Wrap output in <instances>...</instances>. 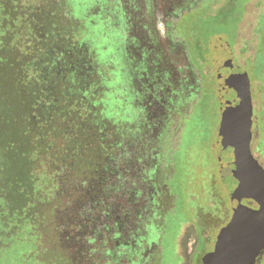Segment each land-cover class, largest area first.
I'll return each mask as SVG.
<instances>
[{"label":"trees","instance_id":"obj_1","mask_svg":"<svg viewBox=\"0 0 264 264\" xmlns=\"http://www.w3.org/2000/svg\"><path fill=\"white\" fill-rule=\"evenodd\" d=\"M83 2L0 0V259L105 264L150 175Z\"/></svg>","mask_w":264,"mask_h":264},{"label":"flooded vegetation","instance_id":"obj_2","mask_svg":"<svg viewBox=\"0 0 264 264\" xmlns=\"http://www.w3.org/2000/svg\"><path fill=\"white\" fill-rule=\"evenodd\" d=\"M83 1L88 29L96 31L103 44L104 56L114 61L120 97L131 106V113L138 125L136 128L152 132V139L144 136L141 145L155 146L161 139L163 142V137L176 127L178 116L189 110L199 98L204 86L201 67L207 66L209 71L212 70L220 117V90L223 86L219 81L246 72L243 68L247 63L246 57L240 61L236 51L239 54L246 52L248 46L242 47L240 38L249 39L243 37L246 32H237L236 42L230 44L219 32L203 29L199 24L227 14L233 0ZM177 54L183 61V77L180 75V65L178 67L173 59ZM250 102L251 108H255L251 94ZM256 119L252 114L249 149L253 157V152L260 148L251 147V131L258 127L255 125ZM156 132H160L161 139L153 142ZM148 159L146 165L149 169L150 165L153 168L142 186V193L138 197L140 203H134L136 208L133 214L127 213L124 220L117 216L118 227L110 231L114 233V240L109 239L104 244L105 264H144L153 252L154 242L160 232L157 204L165 199L166 185L160 156ZM258 163L264 168V159ZM241 201L250 206L256 205L251 199L243 198ZM229 211L232 214L231 205ZM188 226L191 232L189 239H192L193 244L190 251L184 254L187 259L194 254L195 246L199 244V236L196 238L192 233L198 230L197 224L193 221Z\"/></svg>","mask_w":264,"mask_h":264},{"label":"rangeland","instance_id":"obj_3","mask_svg":"<svg viewBox=\"0 0 264 264\" xmlns=\"http://www.w3.org/2000/svg\"><path fill=\"white\" fill-rule=\"evenodd\" d=\"M69 1L75 3L76 0ZM199 26L203 29H214L230 44L236 42L237 32H246L243 37L249 40L240 38V44L242 47L248 46L247 50L241 54L236 51V54L239 55L240 61H243V57L247 60L243 68L250 82L252 105L255 107L252 109V114L257 117L255 125L260 128L256 127L251 131V147L252 149L256 146L260 147L259 151L253 152V155L256 160L262 162L264 159V0H233L227 14L200 22ZM202 37L205 40L206 37L204 35ZM59 42L69 45L71 41L65 38L60 39ZM170 53L174 54L171 50ZM173 59L176 60L178 67L180 65V75L183 77L185 69L182 59H179V54ZM83 62L86 67V77H90L93 60L88 58ZM200 71L204 80L201 95L189 110L178 116L176 127L166 134L168 136L163 137V142L160 132H156V140L153 142L161 140L154 144L155 146L141 145L144 136H150L149 138L152 139V132L137 129L135 117L131 111L125 113L123 106L120 112L123 123L128 119L131 121L130 127L135 134L133 139L139 144L140 152L132 154L134 159L148 161V157L160 156L165 174V199L157 204L160 212L158 218L160 232L154 242L153 252L144 264H219L212 253L220 227L226 224L231 216L230 197L221 181L215 152L216 133L220 123L219 103L213 89L215 79L212 70L209 71L207 66L201 67ZM151 166L150 169L153 168ZM193 221L197 224L198 230L192 233L196 238L199 236L197 238L199 244L195 246L194 254L187 259L184 254L190 251L193 244L192 239H189L191 232L188 225ZM85 228L87 227L85 226L78 233H83ZM0 264L18 263L12 258L2 257ZM256 264H264V251Z\"/></svg>","mask_w":264,"mask_h":264},{"label":"water","instance_id":"obj_4","mask_svg":"<svg viewBox=\"0 0 264 264\" xmlns=\"http://www.w3.org/2000/svg\"><path fill=\"white\" fill-rule=\"evenodd\" d=\"M223 81L216 152L232 214L220 227L212 254L219 264H254L264 251V168L249 149L252 108L246 72ZM243 198L256 205L242 203Z\"/></svg>","mask_w":264,"mask_h":264}]
</instances>
